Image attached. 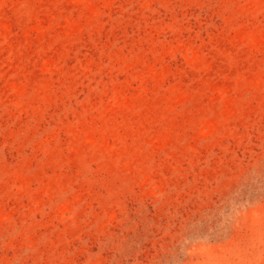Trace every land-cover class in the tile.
Here are the masks:
<instances>
[{"label":"rangeland","instance_id":"374dc122","mask_svg":"<svg viewBox=\"0 0 264 264\" xmlns=\"http://www.w3.org/2000/svg\"><path fill=\"white\" fill-rule=\"evenodd\" d=\"M0 264H264V0H0Z\"/></svg>","mask_w":264,"mask_h":264}]
</instances>
